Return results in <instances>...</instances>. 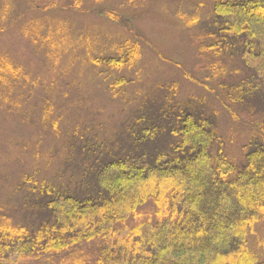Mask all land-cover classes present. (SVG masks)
Segmentation results:
<instances>
[{
	"label": "trees",
	"instance_id": "obj_1",
	"mask_svg": "<svg viewBox=\"0 0 264 264\" xmlns=\"http://www.w3.org/2000/svg\"><path fill=\"white\" fill-rule=\"evenodd\" d=\"M71 1L81 10L87 0ZM209 18L208 40L199 51L209 62L207 78L217 85L210 91L234 119L245 110L256 129L243 146L244 159L231 156L215 115L188 103L177 106L178 85H167L159 117L129 127L124 154H96L82 190L23 178L29 211L39 220L0 217V264H20L99 239L93 256H76L71 264H264V239L261 249L251 243L264 221V0H213ZM63 25L50 24L43 33L44 23L31 24L24 31L34 43H47L46 54L58 58L69 50ZM113 50L116 56H93L90 62L133 69L141 57L140 43L133 39ZM236 57L246 73L231 80L240 69L230 66ZM26 77L21 66L0 54L2 87L10 89ZM129 81L118 77L107 88L116 98ZM48 115L46 107V121ZM150 200L153 220L116 228L140 216L139 208Z\"/></svg>",
	"mask_w": 264,
	"mask_h": 264
},
{
	"label": "rangeland",
	"instance_id": "obj_2",
	"mask_svg": "<svg viewBox=\"0 0 264 264\" xmlns=\"http://www.w3.org/2000/svg\"><path fill=\"white\" fill-rule=\"evenodd\" d=\"M82 7L73 8L71 0H0V54L27 74L10 89L0 85V217L39 220L26 203L27 176L39 184L46 180L82 190L96 154H124L129 127H143L149 118L159 117L167 85H178L173 100L177 106L188 103L216 116L235 160L244 159L243 146L256 130L245 110L234 119L209 88L217 85L207 78L209 62L199 45L208 40L213 0H87ZM194 19L197 22L190 23ZM34 20L44 23L43 33L50 24L53 29L67 25L63 36L69 50L49 57L47 43H34L24 31L38 24ZM124 39L140 43L141 57L133 69L90 62L93 56H116L114 45ZM230 66L240 68L231 80L245 76L237 57ZM118 77L130 81L115 98L107 85ZM139 212L116 228L153 220L154 202L148 201ZM263 239L264 221L251 236L256 250ZM101 243L99 239L58 254L28 257L20 264H71L76 256H93Z\"/></svg>",
	"mask_w": 264,
	"mask_h": 264
}]
</instances>
